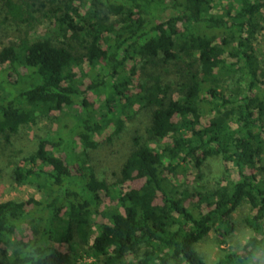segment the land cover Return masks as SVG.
Returning a JSON list of instances; mask_svg holds the SVG:
<instances>
[{"label": "trees", "instance_id": "obj_1", "mask_svg": "<svg viewBox=\"0 0 264 264\" xmlns=\"http://www.w3.org/2000/svg\"><path fill=\"white\" fill-rule=\"evenodd\" d=\"M0 3V28L20 32L0 50L12 78L0 83V145L11 179L39 195L0 203V264H208L196 246L211 233L226 242L244 204L251 236L213 264H261L264 0ZM141 110L150 124L119 176L99 178V138L122 136ZM44 121L11 162L14 141ZM216 158L224 180L206 186Z\"/></svg>", "mask_w": 264, "mask_h": 264}, {"label": "rangeland", "instance_id": "obj_2", "mask_svg": "<svg viewBox=\"0 0 264 264\" xmlns=\"http://www.w3.org/2000/svg\"><path fill=\"white\" fill-rule=\"evenodd\" d=\"M220 12V11H218ZM217 13V11H216ZM4 17L2 12V6L0 3V21ZM264 25V22H263ZM23 29H21L22 31ZM36 33L40 36L44 34L45 28L41 25L37 27ZM20 34L19 29H4L0 28V50L2 47L9 45L11 42L16 41V37ZM259 47L264 53V40L259 38ZM153 72L152 68H149ZM158 73L163 76V71H158ZM7 79V80H6ZM4 81L11 82L12 78L1 77L0 83L4 84L6 88L8 83ZM150 124V115L146 110H141L136 114L132 122L128 123L127 130L122 136L112 138L113 128L109 129L103 137L99 138L101 145L95 151L91 153V164L95 168L97 175L101 179L115 180L120 173V169L125 159L129 155L132 149V135L134 132L139 131L144 133L146 127ZM51 128L50 124L47 122H42L39 124L38 128H33L31 131H24L15 141L12 148L13 158L11 162L16 163V160L20 159L22 156L26 155L28 152H32L35 146V136L36 134H42L44 131H48ZM8 151L5 150L3 143L0 145V203L15 200V201H27L31 198L39 199V195L36 191L30 187H22L16 185L14 180L11 178V172L9 169L13 164H9ZM7 167V168H6ZM9 167V168H8ZM194 171H191L189 180L192 181ZM202 174L204 175V184L206 186L217 185L224 180V165L219 159H209L202 168ZM140 184H125L120 190L126 192L130 189L138 187ZM111 199L105 200V204L111 203ZM250 214L249 206L244 204L234 215L235 230L230 238H227L223 242L216 233L209 234L205 239H203L197 246L196 250L199 255L208 263L213 264L228 253L239 252L243 245L246 243L248 238L251 236L250 231H248L244 224V219ZM62 251H66V248H61ZM90 262L89 260H87ZM261 264H264V257H261Z\"/></svg>", "mask_w": 264, "mask_h": 264}]
</instances>
